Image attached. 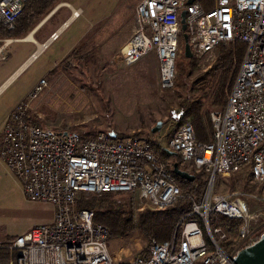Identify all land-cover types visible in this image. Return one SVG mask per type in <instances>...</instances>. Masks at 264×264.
Here are the masks:
<instances>
[{
  "label": "built area",
  "instance_id": "built-area-1",
  "mask_svg": "<svg viewBox=\"0 0 264 264\" xmlns=\"http://www.w3.org/2000/svg\"><path fill=\"white\" fill-rule=\"evenodd\" d=\"M26 1L0 0L1 29L14 28ZM181 11L192 55L201 67L215 63L221 42L242 41L246 52L225 105L210 111L211 141H199L189 121L168 140L167 151L178 156L184 170L207 177L201 199L179 221L180 234L144 250L143 235L109 237L103 225L93 222V210L77 207L82 194L110 192L128 194L136 211L159 210L179 199L182 189L172 165L160 160L144 137L92 136L29 121L33 103L48 85L42 78L6 118L0 157L22 181L28 199L50 202L55 210L51 222L0 239L14 253L8 264H228L264 231V209L251 208L240 191L214 189L218 176L245 169L258 190L251 198L264 202V0H212L208 8L199 0H140L131 32L115 57L131 65L154 52L163 90L175 86L176 58L183 46ZM79 14L73 9L72 16ZM57 37L53 32L50 40ZM13 40L0 35V62L8 58ZM211 213L239 222L226 246L221 243L228 234L210 226Z\"/></svg>",
  "mask_w": 264,
  "mask_h": 264
},
{
  "label": "rangeland",
  "instance_id": "rangeland-1",
  "mask_svg": "<svg viewBox=\"0 0 264 264\" xmlns=\"http://www.w3.org/2000/svg\"><path fill=\"white\" fill-rule=\"evenodd\" d=\"M139 1L59 2L63 7L68 3L80 7L81 16L69 22L59 33V39L49 43L4 84L15 69L38 48L34 42H11L7 49L8 59L0 63V131L10 110L25 98L39 79L44 78L48 83L47 88L39 94L31 109L32 116L39 124L57 129L76 128L82 132L151 136L167 149L168 140L179 122V101L186 95L188 85L198 75L208 72L214 66L218 49L215 63L204 65L206 68L201 67L199 58L192 55L196 66L192 71L189 64L191 58L184 55L181 32L179 40L182 47L176 58L175 86L170 90H163L159 85L154 52L146 54L131 65H126L115 57L121 38L131 32L133 11ZM55 21L54 17L51 22ZM48 29L49 24L35 35V39L42 42L48 35ZM84 37L87 51L80 54L84 58H72L67 69L61 66L51 74L54 66L63 59L65 50L83 42ZM221 108L222 106L211 107L210 111ZM158 120L162 121L161 128L152 133L151 128ZM214 189L220 192L240 191L245 194L244 198L251 208L264 209V202L250 196L257 195L258 190L248 178L245 169L218 176ZM121 194L116 195L115 199L126 200L123 196L126 194ZM132 209L134 214L139 212L133 206ZM54 210L55 207L50 202L28 199L22 181L0 157L1 240L31 225L51 222ZM123 235H143L146 238L141 230L123 233L117 237ZM145 240L144 250L149 244L148 239Z\"/></svg>",
  "mask_w": 264,
  "mask_h": 264
},
{
  "label": "trees",
  "instance_id": "trees-1",
  "mask_svg": "<svg viewBox=\"0 0 264 264\" xmlns=\"http://www.w3.org/2000/svg\"><path fill=\"white\" fill-rule=\"evenodd\" d=\"M61 1L67 0H27L22 13L16 19L14 28L10 30L0 28V35L14 38L26 36ZM199 1L207 8L212 6V0ZM217 49L218 57L214 66L208 72L198 75L188 85L187 93L178 105L180 117L177 126L189 121L193 125L196 138L201 142H209L212 139L210 108L225 105L246 52V44L239 40L225 41L221 42ZM84 51H87L86 44L74 47L67 56L54 66L51 74L61 66L67 69L72 58H84L80 56ZM189 64L191 70L194 71L196 66L193 58L189 59ZM28 120L38 123L33 116H30ZM113 133L116 134L115 138L123 137L117 132ZM84 134L93 136L96 133L87 131ZM134 136L138 135L134 134ZM144 139L150 142L154 153L160 160L170 163V165L174 162L180 165L178 156H169L167 149L151 136L144 137ZM180 168L185 169V166L180 165ZM191 172L195 175V178L193 181H188L177 176L172 170V174L182 189V194L179 199L164 209L134 214L128 194H126L127 196L123 195L127 198L126 200H118L115 199V196L122 194H112L110 192L82 194L78 201V207L93 210V222L103 225L107 229L109 237L141 230L148 239L149 245H154L171 239L175 232L179 235L182 224L179 222L181 217L190 212L193 201L201 199L206 187L207 177L194 171ZM248 178L251 180V174L248 175ZM193 218L197 219L200 225L203 226L198 216H193ZM209 223L212 228L221 227L222 230L227 232L228 240L221 243L223 246L231 243L239 224L236 220L216 213L210 214ZM204 237L209 242L205 232ZM13 256L14 253L7 244L0 245V264H8Z\"/></svg>",
  "mask_w": 264,
  "mask_h": 264
},
{
  "label": "crops",
  "instance_id": "crops-1",
  "mask_svg": "<svg viewBox=\"0 0 264 264\" xmlns=\"http://www.w3.org/2000/svg\"><path fill=\"white\" fill-rule=\"evenodd\" d=\"M68 2L70 1V0H67ZM71 3V2H70ZM60 7V8H59ZM58 9V10H57ZM73 9H77V10H79L80 11V14H79V16L78 17H74V16H72V11H73ZM55 10H57L56 12H55V14L53 15V16H51L49 19H48V17L53 13V11H55ZM52 11V13H49L44 19H42L26 36H24L23 38L21 37V38H14V37H12L14 40L12 41V42H14V41H28V42H34V43H36L37 45H38V48L36 49V51H33L26 59H25V61L17 68V69H15V71L8 77V79H7V81L4 83V84H6L7 82H8V80H10L11 79V77L12 76H14L24 65H26L27 63H29L32 59H33V55L34 54H36L37 52H38V49H39V47L40 48H42V44H46V43H52L53 41H51L50 40V35L53 33V32H57L58 33V37H57V39H59L60 38V35L61 34H59L67 25H68V23L69 22H71L73 19H76V18H79L80 16H81V14H82V10H81V8L80 7H75L72 3L71 4H69L68 3V5H66V7H63L62 6V4H58V5H56V7L54 8V10ZM56 18V21L55 22H51V20L53 19V18ZM48 19V20H47ZM132 19V18H131ZM47 24H49V29H48V31H47V33H48V35L46 36V38L42 41V42H40V41H37L36 39H35V35L37 34V33H39ZM131 26H132V23H131ZM131 28V27H130ZM87 30H88V27H87ZM87 30L85 31V33L87 32ZM91 30H92V28H91ZM88 33H86V35H87ZM129 34V33H128ZM127 34V35H128ZM86 35H85V37H86ZM127 35L126 36H123L122 38H121V40H120V44H119V47L122 45V43L126 40V37H127ZM85 37L82 39L83 40V42H81L80 44H85ZM56 40V39H55ZM81 40V41H82ZM80 44H75V45H72L68 50H65L66 48H64V50H65V52H64V55H63V58L65 57V56H67L68 54H69V52L74 48V47H76V46H78V45H80ZM10 45V44H9ZM8 49V48H7ZM8 52V51H7ZM8 56H9V53H8ZM8 59V58H7ZM6 59V60H7ZM5 60V61H6ZM4 62V61H3ZM1 63V62H0ZM156 63H157V68H158V62H157V59H156ZM14 108V107H13ZM12 108V109H13ZM11 109V110H12ZM10 110V111H11ZM9 115V114H8ZM8 117V116H7ZM4 121H6V120H4ZM5 123V122H4ZM3 128H4V125H3ZM3 128H2V130L0 131V139H1V136H2V133H3Z\"/></svg>",
  "mask_w": 264,
  "mask_h": 264
},
{
  "label": "water",
  "instance_id": "water-1",
  "mask_svg": "<svg viewBox=\"0 0 264 264\" xmlns=\"http://www.w3.org/2000/svg\"><path fill=\"white\" fill-rule=\"evenodd\" d=\"M194 0H188V3L193 2ZM48 17V16H47ZM180 29L182 32L183 38V48L184 55L187 58L192 57V51L189 46L188 36L185 32L186 23H185V11L180 12ZM162 121L158 120L156 124L151 128V132L155 133L161 128ZM110 136L115 138L116 134L111 132ZM169 156L176 155L172 151H167ZM173 172L182 179L193 181L195 175L180 168V165L177 162L172 164ZM228 264H264V231L259 235V237L251 244L246 245L239 249L236 254L232 257L231 263Z\"/></svg>",
  "mask_w": 264,
  "mask_h": 264
}]
</instances>
